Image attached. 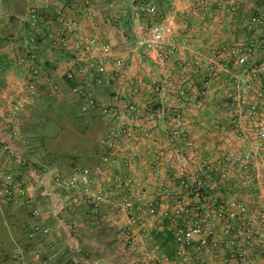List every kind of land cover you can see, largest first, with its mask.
Wrapping results in <instances>:
<instances>
[{"label":"crops","instance_id":"0c3cea01","mask_svg":"<svg viewBox=\"0 0 264 264\" xmlns=\"http://www.w3.org/2000/svg\"><path fill=\"white\" fill-rule=\"evenodd\" d=\"M25 3L43 9L50 20L52 9L62 5L61 0H52L50 6L44 0ZM25 3L0 0V85L24 77L20 57L31 33L37 45L28 56L27 67L41 70L36 99L19 117L17 138L8 130L3 109L6 94L0 93V170L10 173L26 190L24 196L13 199L0 189V264H72L68 251L72 246L87 257L99 252L114 256L120 251V258L124 257L125 247L117 245L121 239L118 231L98 233L97 229L137 222L141 203H152L158 210V215L146 217L153 232L149 239H154L156 248L168 240L163 235L169 231L176 244L173 231L182 218L175 216L173 209L193 198L191 190L179 184L182 167L170 160L176 154L184 155L188 163L194 160L199 169H208H198L191 176L203 182L202 206L217 209L224 204L228 210H236L238 204H248L251 211L245 218L238 216L233 231L243 242L251 228L255 244L246 248V258L250 264H264L260 214L264 211V144L256 148L257 130L264 120V0H124L103 12V16L111 14V24L100 20L95 28L88 26V32L102 35L117 54L129 56L141 91L135 100L144 105L154 100L157 110L151 124L144 117L138 120L131 140L113 144L110 174L132 177L133 181L117 187L98 179V186L107 192L98 208L73 204L66 181L78 179L85 167H102V156L112 143L109 132L117 128L111 114L115 83L86 87L82 76H67L75 67L73 56L54 49L42 38V30L31 29ZM141 3L156 5L157 13L132 18L133 6ZM7 13L14 15L13 24L3 23ZM170 16L172 40L179 47L176 55L165 69L149 57L141 62L134 51L138 36ZM253 18L259 22L253 23ZM2 31L15 32L20 38L8 44ZM234 48H251V61L239 66L231 52ZM167 78L175 89L185 90L183 98H173L174 111L161 106L153 93L154 82L164 83ZM248 80L251 99L260 102L257 116L250 119L245 118L250 102L239 105L233 101L237 85ZM89 97L98 101L97 108L87 105ZM176 117L186 139L195 146L192 157L185 141L171 134ZM250 150L258 152V157L244 166L237 158ZM156 154L161 156L160 162L154 160ZM125 156L131 158L129 165H125ZM162 183L170 188V196L161 194ZM209 221L213 233L224 226L214 218ZM249 221L251 227L246 225ZM69 225L82 228L74 233ZM115 233L118 238L113 237ZM135 241V254L141 258L148 255L143 240L135 237ZM217 253L220 260L216 264L230 263L229 247L225 245ZM177 254L185 255L191 264L213 262L209 254L195 247L184 251L178 247Z\"/></svg>","mask_w":264,"mask_h":264},{"label":"built area","instance_id":"2783aa9c","mask_svg":"<svg viewBox=\"0 0 264 264\" xmlns=\"http://www.w3.org/2000/svg\"><path fill=\"white\" fill-rule=\"evenodd\" d=\"M49 5L52 0H44ZM124 0H61V7H54L51 20L43 9L36 6H30L27 9L28 23L33 31L42 30V38L46 39L51 46L63 53L73 56L72 67L67 71V76H82V83L86 87L101 86L105 83L114 82L115 105L111 109V114L117 123V128L109 132L112 140L107 146L106 153L102 156V167L93 170L85 167L81 170L78 179L66 181V188L69 190V199L73 204H86L87 206L98 208L107 199V192L98 186L100 182H111L117 187L123 184H131L132 177L123 178L120 175H112L109 172V164L112 158L113 144L131 140L135 135V128L138 120L145 118L148 124H151L155 118L157 110L154 108L156 101L144 105L135 100L141 91L138 83L135 81L136 74L133 69L132 60L129 56L117 54L111 43L102 35L88 32V26L96 27L100 20L103 23L111 24L114 19L111 14L103 16L104 11L112 10L118 2ZM155 15L157 13L156 5L135 4L133 6L131 17L139 18L140 14ZM173 17H167L154 24L148 30L139 35L136 40L135 52L142 62L149 57L154 64L165 69L168 63L174 58L178 51V46L173 42ZM253 23H258V18L252 19ZM30 40L25 47L24 54L20 57L25 71L24 77L15 79L5 85H0V93L6 94L3 103L5 119L9 132L17 138L19 134L18 120L20 115L31 106L37 96L40 84L41 70L35 66L27 67L28 56L36 50L37 40L35 34H30ZM232 54L237 58L239 66H245L251 61V48H234ZM83 92V90H82ZM153 93L160 99L159 103L164 108H172L174 97L183 98L185 90L175 89L170 78L164 83L154 82ZM128 97V98H127ZM252 89L250 80L237 85L236 94L233 101L237 104L250 102L249 109L245 114L246 119L257 116L260 109L258 98L251 99ZM131 98V99H130ZM252 100V101H251ZM86 103L90 108H97L98 101L94 98H87ZM171 134L175 138L185 141V146L190 151V156H194L192 151L194 144L186 139V133L182 128L179 117L174 119V126L171 128ZM257 150L264 144V120L260 123L257 130ZM258 152L248 151L243 158H237L244 166L257 159ZM161 156L156 154L154 160L160 162ZM170 160L177 166L181 165V174L179 184L190 189L193 198L185 199L180 206L173 209V214L182 218L175 230L173 238L181 251L187 248H196L206 252L212 259L217 258V251L225 249V245L231 249L229 264H250L246 258V248H251L254 244V233L249 228V235L246 239L239 241L238 236L233 229L237 223L238 216L246 217L251 211L246 203H240L236 210H228L224 204L217 209L210 206H202L201 200L204 198V185L202 180L191 178L192 174L197 172L198 164L192 160L188 163L184 155L176 154L171 156ZM125 165L131 163V158L124 157ZM230 161V160H229ZM191 165V168L189 167ZM208 170L203 167L199 170ZM246 185L249 181L245 182ZM161 194L170 196V188L164 183L160 185ZM0 189L5 197L17 199L26 194L24 187L17 185L15 179L10 173L0 170ZM140 218L137 221L138 231L146 234L148 231L146 217L158 215L156 206L152 203H141L138 208ZM261 220L264 222V211L260 213ZM210 218L223 222L224 226L220 232H212L208 227ZM246 223V220H244ZM251 227V222L247 223ZM245 225V226H246ZM248 231V232H249ZM47 233V230H44ZM251 233L253 236H251ZM128 243L135 246V234L128 233ZM264 252V250H263Z\"/></svg>","mask_w":264,"mask_h":264},{"label":"rangeland","instance_id":"374dc122","mask_svg":"<svg viewBox=\"0 0 264 264\" xmlns=\"http://www.w3.org/2000/svg\"><path fill=\"white\" fill-rule=\"evenodd\" d=\"M30 4L25 3L24 7L27 8ZM12 16L14 15L7 13V15H5L3 23L8 24V25L9 23L11 24ZM2 32L4 36L3 39L4 40L6 39L8 41V44L20 38V35L18 34V36H16L17 33L15 32L13 33L9 31H2ZM10 37H12L11 41H10ZM161 225L163 224L161 223ZM167 226L170 227V224H168ZM70 227L74 229L73 230L74 233H78L80 231V228H82V227H78L75 225H69V228ZM91 228H95V227L92 226ZM106 229H111V231L117 230L119 233L118 235H120L121 237V239H118L119 244L117 243V245H119L120 247L122 246L125 247V253H124L125 256L121 257L123 259L122 262H120L121 258L119 256V253L121 254V251L117 252V254H114V256H108L107 254H103V252H99L96 256L94 255V256L87 257V255L83 253L84 252L83 250L76 251L73 248V246L68 249L70 256H71L70 262L72 264H112L113 262L116 264L117 262L118 263L120 262V264H191L192 263V261H190L189 259H184L185 255L177 254L178 246L170 238L171 235L169 236L168 234L166 235L164 234L163 239L167 238L168 240L164 242L162 246L156 248L157 244L154 242V239L152 240L149 239V237L153 236V232L149 231V229L147 228L148 229L147 233L141 234L138 231L137 222H131V225L128 224L127 227L125 226V224L124 225H120V224L119 225H108V226L103 227L102 229L101 228L97 229V232L99 233L100 230L104 231ZM155 230H158V229H155ZM121 232H123V234ZM129 232L130 233L134 232L135 237H138L139 239L143 240V243H144L143 247L145 248V252H147L149 256L146 255L145 257L141 258L139 255H137L138 253L135 254L137 243L135 241V246H131L128 243L129 239L127 237V234ZM118 235L117 233H115L113 237L118 238ZM77 249H78V246H77ZM119 249L120 248H118V250ZM219 260L213 259L212 260L213 262H211L210 264H213V263L216 264Z\"/></svg>","mask_w":264,"mask_h":264},{"label":"trees","instance_id":"16d2710c","mask_svg":"<svg viewBox=\"0 0 264 264\" xmlns=\"http://www.w3.org/2000/svg\"><path fill=\"white\" fill-rule=\"evenodd\" d=\"M15 1H20V2H23V3H25V0H15ZM1 3H2V1H1ZM203 193L205 194V188L203 189ZM168 235L170 236V235H171V233H170V232H168Z\"/></svg>","mask_w":264,"mask_h":264}]
</instances>
